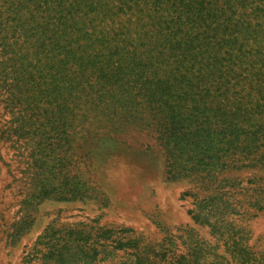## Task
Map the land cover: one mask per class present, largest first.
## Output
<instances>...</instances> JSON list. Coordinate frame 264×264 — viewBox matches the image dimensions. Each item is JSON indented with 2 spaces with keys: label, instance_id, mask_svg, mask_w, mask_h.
<instances>
[{
  "label": "rangeland",
  "instance_id": "374dc122",
  "mask_svg": "<svg viewBox=\"0 0 264 264\" xmlns=\"http://www.w3.org/2000/svg\"><path fill=\"white\" fill-rule=\"evenodd\" d=\"M34 1L41 5L36 8ZM43 2L0 0V264H21L53 219L97 220L114 236L126 228L124 234L137 238V249L150 254L151 264L164 263L153 256L159 251L172 264H264V65L257 52L264 38L254 33V91L235 78L240 83L235 94L212 97L213 104L220 100L237 106L218 112L212 105L204 114L223 137L203 147L201 170L180 171L181 165L191 166L183 155L178 177L172 178L163 145L153 132L138 127L151 122L145 106L137 102L134 107L128 95L125 109L121 100L111 105L113 97L92 86L116 72L118 53L134 54L123 49L141 42L137 39L144 38L147 19L135 11H118L107 1L91 13L74 14L78 23L63 19L61 24ZM13 5L21 9L16 14L7 10ZM102 9L107 13L103 19L96 14ZM4 22L12 27L1 28ZM13 36L24 41L7 47ZM109 45L118 53L107 50ZM85 57L103 62L102 70L81 77ZM88 77L90 83L82 80ZM151 117L166 124L178 114L165 109ZM17 126L47 130V135L18 137L13 132ZM55 126L64 133L53 136ZM181 148L191 154L193 146ZM69 179L86 197H36L42 189L72 187ZM130 252L135 251H114L107 264H134Z\"/></svg>",
  "mask_w": 264,
  "mask_h": 264
},
{
  "label": "trees",
  "instance_id": "16d2710c",
  "mask_svg": "<svg viewBox=\"0 0 264 264\" xmlns=\"http://www.w3.org/2000/svg\"><path fill=\"white\" fill-rule=\"evenodd\" d=\"M107 1L112 2V6L118 11L140 13L147 19L148 24L144 30V38L141 36L137 39L141 42L130 49L126 48L128 44L120 45V48H126L124 51L134 52L135 56L132 53L122 56L114 45L106 47L112 53H118L119 60H115L113 67L116 72L110 75L115 78L104 79L107 82L94 81L92 86L99 85L103 90L102 94L113 97L111 105L121 100L120 107L125 109L128 106V95L132 96L134 107H138V103L145 106L151 122L140 124L138 127L153 132V137L163 145L169 177H178L175 170L179 169L183 155H187L186 161L190 162L191 166L181 165L180 171L201 170L198 165L203 164V158L206 157V149L203 147L214 137L223 135L222 130L214 131V128H210L208 124L211 121H208L204 114L211 110L212 105L218 112L226 105L229 108H237L236 104H225L220 100L213 104L212 97L217 99L230 92L235 94L240 87L235 78H242L251 84L249 90L254 91V33L264 38V0H44L42 4L47 6L50 15L60 16L59 22L63 24V19L78 23L74 14H80L82 10L91 13ZM33 4L36 8L41 5L36 1ZM7 10L16 14L21 9L13 5ZM104 11L98 10L96 14L103 19L107 15ZM66 25L68 27L70 23ZM11 27L9 22H4L1 28ZM20 31L23 37L28 39L27 30L20 28ZM80 32L87 38L92 37L91 33ZM14 38L15 36L5 43L7 47L24 41L18 42ZM95 39L98 40V37ZM262 43L261 48L257 47V52L263 66ZM84 59L87 66L81 70V77L89 72L92 76L102 70V65L99 64L103 62L95 63V60L87 57ZM19 60L25 61L24 58ZM126 74L131 77L129 80L119 77ZM260 77L263 79L264 71ZM82 80L90 83V77ZM165 109L178 114V118L172 117L169 122L163 124L151 117V114ZM182 114L185 117H182ZM120 122L124 125L123 116H120ZM13 132L18 137L37 134L45 138L47 135V130H31L22 126L15 127ZM50 133L58 137L64 130L60 132L55 126L50 128ZM181 145L193 146L191 154L184 153ZM43 178L45 177H40L39 180L43 181ZM68 181L71 182H67L68 185L72 187L42 189L36 197L51 195L60 201H68L76 195L86 197L87 193L74 189V181ZM39 201L36 200V203ZM26 202L25 199L22 200V204ZM192 217L197 220L199 214ZM126 231V228H120L114 236L115 231L112 228L98 226L97 220L69 223L53 219L36 238L31 252L22 257L21 264H33L34 259L39 260V264H107L109 256L121 249L135 251L129 254L135 256L134 264L153 263L149 253L146 255L137 249V238L124 234ZM20 232L17 230V234ZM153 256L157 257L155 260L163 261V264H172L170 259L167 260L166 252L159 251ZM117 264H126V261Z\"/></svg>",
  "mask_w": 264,
  "mask_h": 264
}]
</instances>
